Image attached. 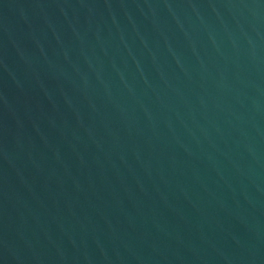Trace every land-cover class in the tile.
Returning a JSON list of instances; mask_svg holds the SVG:
<instances>
[{"label": "water", "instance_id": "95a60500", "mask_svg": "<svg viewBox=\"0 0 264 264\" xmlns=\"http://www.w3.org/2000/svg\"><path fill=\"white\" fill-rule=\"evenodd\" d=\"M0 264H264V0H0Z\"/></svg>", "mask_w": 264, "mask_h": 264}]
</instances>
